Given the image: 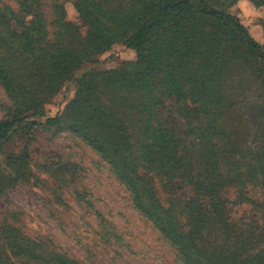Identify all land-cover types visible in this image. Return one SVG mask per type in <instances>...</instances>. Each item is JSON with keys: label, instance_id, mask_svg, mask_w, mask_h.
<instances>
[{"label": "rangeland", "instance_id": "rangeland-1", "mask_svg": "<svg viewBox=\"0 0 264 264\" xmlns=\"http://www.w3.org/2000/svg\"><path fill=\"white\" fill-rule=\"evenodd\" d=\"M75 1L0 0V11H5L1 29L16 30V25L28 24L26 16L33 13L47 21L52 34L56 8L63 7L65 21L85 34ZM257 1L261 4L215 0L212 6L236 17L264 46V0ZM197 22L200 28H213L215 36L203 35L196 42V61L215 56L217 66L226 65L223 76L218 72L225 104L213 110L209 131L207 123L185 119L198 103L174 94L163 99L159 118L179 134L178 173L164 177L127 162L128 168L149 207H154L150 200L157 204L152 212L158 214V208L174 216L187 250L193 245L200 258L218 264H264V67L237 49L229 28ZM221 39L231 46L227 54ZM135 58L134 51L118 44L96 63L84 65L45 101L42 114L31 115L37 122L31 130H20L0 146V245L7 249L14 243L21 252L12 257L7 249L10 263L190 264L179 246L137 207L136 194L104 153L60 125L49 127L48 120L64 115L76 99L80 77L105 75ZM24 93L8 91L0 80V121L24 110ZM209 142L221 150L222 178L210 190H200L198 179L214 172L213 162L203 154Z\"/></svg>", "mask_w": 264, "mask_h": 264}, {"label": "trees", "instance_id": "trees-1", "mask_svg": "<svg viewBox=\"0 0 264 264\" xmlns=\"http://www.w3.org/2000/svg\"><path fill=\"white\" fill-rule=\"evenodd\" d=\"M214 1L76 0L74 6L86 28L85 34L79 26L65 21L63 7L56 8L52 34L47 30V21L33 13L26 16L28 24L16 25V30L4 31L0 24V80L8 91L25 92L24 110L0 121V146L20 130H31L37 123L31 115L42 114L45 101L84 65L96 63L101 54L118 44L135 52V60L116 71L105 75L90 72L80 77L76 99L64 115L48 120L49 127L60 125V129L80 135L104 153L137 195V207L163 229L171 244L179 246L190 264L218 263L200 258L193 245L189 247L191 251L187 250L181 228L171 213L167 210L162 213L158 208V214L152 212L158 206L150 200L154 207H149L137 191L136 177L128 164L145 165L169 178L178 173L175 150L177 143L180 145L179 134L159 118L163 99L174 94L198 103V108L186 114L185 119L205 122L209 131L216 115L213 110L225 104L220 94L219 73L224 75L226 65L217 66L215 56L208 61H196V42L203 35L215 36L213 28H200L197 20L229 28L227 33L237 43V49L243 48L245 54L255 57L264 67V46L236 17L214 8ZM256 3L261 4L257 0ZM4 12L0 11V18ZM223 39L222 48L227 54L231 46ZM220 151L217 146H210V142L209 149L204 150L203 154L213 162L214 172L209 178L198 179V189L210 190L221 180ZM171 208L175 209V203ZM8 245L10 256L21 255L16 244ZM7 249L0 245V264H12L7 259Z\"/></svg>", "mask_w": 264, "mask_h": 264}]
</instances>
